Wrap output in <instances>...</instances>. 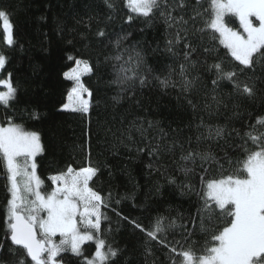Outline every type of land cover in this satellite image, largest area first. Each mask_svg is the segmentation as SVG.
Masks as SVG:
<instances>
[{"label": "snow or ice", "instance_id": "obj_1", "mask_svg": "<svg viewBox=\"0 0 264 264\" xmlns=\"http://www.w3.org/2000/svg\"><path fill=\"white\" fill-rule=\"evenodd\" d=\"M103 4L109 22L122 4L129 12L128 23L135 17L149 27L163 24V52L171 62L166 65L167 73L154 75L153 80L163 89L178 87L194 114L199 106L190 97L198 91H202L207 100L203 111L209 120L219 114L222 106L228 108L225 98L218 94L223 82L232 88L227 94L228 99L257 100L261 91L259 86L264 83V0H103ZM231 17L238 21L239 30L232 26ZM0 29L3 43L13 47L16 44L14 24L6 8H0ZM95 35L100 42L109 39L116 51L105 61L118 62L113 65L115 79L107 83L119 86L120 91L112 97L113 102L119 104L125 93L134 94L137 82L141 88L150 83L148 75L141 71L144 56L140 51L134 48L130 51L124 46L130 34L117 35L112 41L107 29L99 28ZM206 37L210 42H206ZM216 41L231 57L233 63L228 68L219 57L208 62ZM68 43L72 44V41ZM201 49L204 59L199 56ZM159 51V45L153 49L154 53ZM126 53L127 59H124ZM7 60L6 54L0 52V70L5 68ZM67 60L74 61V66L64 71L63 77L72 82V87L67 92L68 102L62 104L61 111L89 117L94 92L85 85L82 77L92 75L94 66L83 55L68 54ZM201 66L209 74L208 79L198 71ZM96 67H99V61ZM0 88L4 89L0 90V106L7 109L18 100V87L13 84L11 74L0 79ZM129 99H134V95ZM135 103L139 105V101ZM232 112V117L222 125L199 117V123L195 124V146L193 137L189 136L186 141L179 137L169 139V133L160 127L159 121L139 116L128 121L127 127L123 126L122 120V126L116 132L108 129L117 142L112 145L114 149L124 146L131 151L130 145H136L138 136L144 143L142 147H136V152H146L156 161L165 154L174 155L177 148L180 150L179 157L172 162L185 180L177 183L174 176H168L167 182L175 185L181 196L197 195L200 205L195 214L187 217L180 215L173 219L157 214L148 226L113 207L111 193L105 197L90 185V182L95 183L94 177L100 171L90 158V119L84 132L88 137L87 166L77 169L68 164L66 170L61 169L49 176L51 190L45 191L44 181L37 174L36 157L44 152L40 134L27 130L13 117L7 116L6 126L0 123V164L6 173L8 192L4 238L0 240V264H62L61 254L66 252L80 258L82 264H117L122 250L104 238L101 225L109 217L101 208H111L133 231L143 234L145 264L153 255L152 242L168 250L166 259L169 264H264V114L257 115L254 122L245 121L242 132L229 127L231 120L241 119L244 115L239 101H233ZM247 114L249 117L253 115L251 112ZM31 115L36 117L35 113ZM150 131L156 132L155 137L149 136ZM233 137L239 143H229ZM220 141H223L222 145ZM212 143L224 151L223 159L227 161L228 169L213 151ZM204 144L208 146L201 147ZM226 147L238 149L240 155L229 157ZM212 165L218 167L219 175L209 179L207 174ZM147 167L150 172H161L163 165L154 168L153 163H149ZM198 171L201 173L200 191L191 180ZM161 187L155 188L157 195ZM125 199H134V196L119 197L114 204L118 206ZM178 219L185 223L178 224ZM218 220L223 221L222 227L214 225L213 222ZM197 221L202 233H211L210 241H206L199 254L193 247L194 241L187 247L179 240L175 244L168 242V233L176 229L187 242ZM57 235L59 242L54 239ZM87 241L95 244L91 255H85L81 247Z\"/></svg>", "mask_w": 264, "mask_h": 264}, {"label": "trees", "instance_id": "obj_2", "mask_svg": "<svg viewBox=\"0 0 264 264\" xmlns=\"http://www.w3.org/2000/svg\"><path fill=\"white\" fill-rule=\"evenodd\" d=\"M0 8H6L11 13L16 40L13 47L5 45L0 29V52L8 57L5 68L0 70V79L8 78L11 74L13 84L18 87V100L7 109L0 106V123L6 126V117L11 116L27 130L40 134L44 152L36 157L37 174L44 181L45 191L51 190L49 176L61 169L66 170L68 164L77 169L87 166L88 137L84 132L89 126L90 119V158L100 168L94 177L95 183L90 182L94 190H98L105 197L111 193L113 207L125 216L138 218L145 226H148L157 214L173 219L180 215L185 217L193 215L200 205L197 195L192 193L181 196L180 190L167 182L168 176H174L177 183L185 180L184 175L178 172L172 162L174 158L179 157V148L174 155L165 154L156 161L149 158L146 152L140 154L136 152V147H142L144 143L138 136L136 145H130L131 151L124 146L114 149L112 145L117 142L108 129L116 132L121 128L122 120L123 126L127 127L128 121L139 116L159 121L160 127L169 133V139L179 137L181 141H186L189 136L193 137L195 146V124L199 123V117L203 116L212 124L222 125L233 115L234 100L239 101L244 115L241 119L231 120L230 128L234 127L243 132L245 121L254 122L257 115L264 114V83L259 86L261 91L257 100L249 102L246 99L239 100L238 97L228 99L227 94L232 88L227 82H223L218 90V94L224 97L228 104L227 109L222 106L219 114L209 120L208 114L203 111V105L207 100L204 93L198 91L193 92L190 97L199 106V110L194 114L178 87L163 89L153 80L154 75H165L168 71L166 65L171 62L169 56L163 52L165 42L163 24L157 23L149 27L142 19L135 17L128 23L126 21L129 12L122 4L110 22L103 0H0ZM230 19L232 26L239 30V23L235 17ZM99 28H106L112 41L117 35L130 34L124 41V46L130 51L134 48L144 56L145 64L141 71L148 75L150 83L141 88L137 82L134 94L125 93L119 104L112 100L120 91L119 86L107 83L115 79L113 65L118 62L105 61L106 57L114 56L116 51L109 39L98 41L95 34ZM205 39L206 42H210L207 37ZM69 40L72 44L68 43ZM158 45L160 51L154 53L153 49ZM214 48L208 62L212 63L214 58L219 57L224 60L225 68L230 67L233 62L227 55V49L219 45L218 41L215 42ZM68 54L78 57L83 55V58L90 59L94 66L92 75L82 77L85 85L94 92L89 117L71 111H61L62 104L67 101V92L72 87V82L63 77V72L74 66V61L67 60ZM199 56L200 59L205 58L202 49ZM124 59H127V53ZM98 61L99 67H96ZM149 69L152 71L149 72ZM198 71L208 79L209 74L205 72L203 66ZM130 95H134V99L130 100ZM136 101H139V105L135 103ZM248 112L253 115L249 117ZM32 113L36 114L35 118L32 117ZM155 135V131L149 132L150 137ZM219 143L222 145L223 141ZM229 143L235 145L239 141L233 137ZM211 146L221 158L224 168L228 169L229 165L223 159L224 151L216 143H212ZM225 150L229 157L235 158L240 155L238 149L226 147ZM149 163H153L154 168L163 165L161 172L164 174L150 172L147 167ZM200 175L198 171L191 177L197 191L201 189ZM218 175V167L212 165L207 178L211 179ZM6 184V173L0 164V240L4 238L5 231V207L8 198ZM157 186H162L159 195L155 193ZM125 195H133L134 199L122 200L118 206L114 204L115 199ZM101 211L109 217V220L102 221L101 225L104 238L122 250L117 264H145L143 234L133 231L131 226L120 220L111 208H101ZM177 222L185 223L179 219ZM213 223L221 227L223 225L222 220ZM189 227L192 225L189 224ZM55 239L59 240V237ZM210 239L211 233H202L198 221L187 242L179 229L170 231L167 235L168 242L175 244L179 240L184 247L194 241L193 247L198 254ZM151 247L153 255L148 258V264H152V261H155V264H169L166 259L168 254L166 248L155 242H152ZM177 247L179 248V245ZM82 249L85 255H91L95 251V244L92 241L86 242ZM61 257L62 264H82L81 259L73 256L71 252L62 253Z\"/></svg>", "mask_w": 264, "mask_h": 264}, {"label": "rangeland", "instance_id": "obj_3", "mask_svg": "<svg viewBox=\"0 0 264 264\" xmlns=\"http://www.w3.org/2000/svg\"><path fill=\"white\" fill-rule=\"evenodd\" d=\"M0 90H4V89L0 88ZM66 102H68V101H66ZM56 237H59V235H57ZM56 237H54V239H55ZM59 239H60V237H59ZM55 240H56V239H55ZM56 241L59 242V240H56ZM87 242H91V241H87ZM84 244H86V242H85ZM84 244L81 245V247L84 246Z\"/></svg>", "mask_w": 264, "mask_h": 264}]
</instances>
